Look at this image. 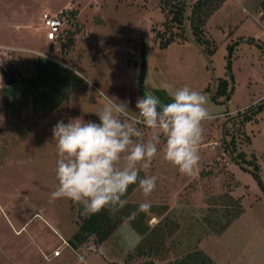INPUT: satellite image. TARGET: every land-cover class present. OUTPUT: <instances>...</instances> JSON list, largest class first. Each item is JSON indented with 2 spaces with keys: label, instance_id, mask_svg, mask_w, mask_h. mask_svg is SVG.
<instances>
[{
  "label": "rangeland",
  "instance_id": "obj_1",
  "mask_svg": "<svg viewBox=\"0 0 264 264\" xmlns=\"http://www.w3.org/2000/svg\"><path fill=\"white\" fill-rule=\"evenodd\" d=\"M178 1L187 6L183 23L178 27L169 23L164 32L168 16L164 0H0V16H13L10 5L16 2L21 3L17 16H29V6L37 2L51 16L68 8L56 13L62 22L58 42L45 46L43 30L36 49L53 52L55 56L44 58L65 68L75 67L83 80L70 102L57 106L56 101L62 102L63 97L52 96L51 85L41 86L34 64L27 67L26 58L20 55L29 53H7L20 59L13 67H18L21 75L27 71L25 77L41 91L33 93L31 100L29 86L19 85L21 91L15 87L16 100L0 99V122L11 117L0 124V264H55L50 253L58 247L60 260L65 261L64 252L73 256L66 264H167L194 246L215 264H264V101L256 103L264 94L260 0H225L203 21L199 35L203 40L196 43L188 23L190 4L195 0L169 3ZM7 19L3 24L12 23ZM41 26L42 19L36 23L37 28ZM21 33L0 25V45L16 43ZM168 33H183L185 38L167 41ZM141 42L146 49V71L139 87ZM30 56L41 57L39 53ZM5 57L6 53L0 52V72L7 70L0 75L1 88L16 73L10 59L3 63ZM221 80L227 84L224 94L216 88ZM165 83L173 89L188 86L202 93L213 118L202 122L200 161L193 175H182L163 160V137L151 166L138 165L140 178L157 177L156 187L146 198L137 185L127 202L138 209L147 202L161 212L158 218L148 215L149 227L165 217L177 224L165 242L164 260L133 254L139 237L127 221L118 225L104 244L97 246L90 237L76 250L71 249L67 240L77 229V205L68 199L50 202L57 187L51 129L61 120L98 122L95 113L106 103V95L116 103L127 102L129 116L137 115L136 101L146 91L171 102L163 89ZM26 111L30 114L25 115ZM141 128L148 139L150 131ZM223 194L238 199L243 212L222 234H207L202 222L207 202Z\"/></svg>",
  "mask_w": 264,
  "mask_h": 264
},
{
  "label": "clouds",
  "instance_id": "obj_2",
  "mask_svg": "<svg viewBox=\"0 0 264 264\" xmlns=\"http://www.w3.org/2000/svg\"><path fill=\"white\" fill-rule=\"evenodd\" d=\"M163 89L171 102L161 103L146 91L136 101L135 116H129L127 102L116 103L106 95V103L95 113L98 122L81 118L58 121L51 129L57 187L50 194V202L71 200L89 216L105 208L124 207L127 201L122 197L133 184L138 183L144 197H149L157 177L140 178L138 165L145 169L151 166L161 137L163 160L180 174L193 175L200 161L202 122L213 118L206 107L207 97L188 86L173 89L165 83ZM139 126L150 131L148 139ZM150 208L147 202L139 205L142 212Z\"/></svg>",
  "mask_w": 264,
  "mask_h": 264
},
{
  "label": "trees",
  "instance_id": "obj_3",
  "mask_svg": "<svg viewBox=\"0 0 264 264\" xmlns=\"http://www.w3.org/2000/svg\"><path fill=\"white\" fill-rule=\"evenodd\" d=\"M163 3L165 7L168 6L166 12V18L164 24V32L169 25V23L178 27L182 25L184 20V12L186 4L178 1L175 4H170L169 0H164ZM225 0H195L190 4L188 23L191 30V35L194 42H201L199 38L201 31V24L214 10H216ZM258 11L261 13V19L264 20V0H260L258 3ZM73 16V14H71ZM169 18L168 21V17ZM182 31V29H181ZM158 34V33H157ZM156 34V35H157ZM166 38L167 41H173V38L180 37L181 40L185 38L183 33L181 34H170ZM72 34H70L71 36ZM157 36H161L158 34ZM202 36V33H201ZM71 45V41L68 40ZM164 45V43H161ZM160 45V46H161ZM211 51V50H209ZM36 68L39 72L38 79L42 81L50 80L51 78H73L77 83L71 82L66 90H73L77 85L82 83L81 79L75 75L69 73L64 68L59 65L50 62L46 59L36 58ZM7 70L1 72V74L6 73ZM12 80V79H11ZM68 82H70L68 80ZM31 84L30 81H28ZM58 83V82H57ZM225 81L217 82V91L219 94H224L226 89ZM31 88L39 92L36 84H32ZM65 90V91H66ZM66 92H64L63 99H66ZM165 103L168 101L166 98L163 99ZM138 185L133 184L128 187L127 193L122 199L127 201L128 196ZM77 205V210L75 212L76 232L67 240V245L76 250L79 246L85 243L90 237L93 239L95 245H99L104 242L120 225L123 221H127L133 232L139 237V241L136 244L133 254L142 258L163 261L167 254V248H165V242L170 238L177 229V224L175 221L165 217L159 220L152 227L147 226L148 215H153L155 217H160L161 212L155 211L154 208H150L148 212L139 211L136 205L127 202L124 207L117 208L115 210H109L105 208L100 212L85 216L83 215V208L81 205ZM160 208V210H162ZM242 208L238 199L232 198L229 194H223L217 198H213L211 202H207L206 213L202 217V222L206 228L207 234L220 235L222 234L231 223L237 220L242 214ZM128 256L127 258H129ZM167 264H215L208 258L203 252H201L195 246L186 254L178 259H174L172 262Z\"/></svg>",
  "mask_w": 264,
  "mask_h": 264
},
{
  "label": "crops",
  "instance_id": "obj_4",
  "mask_svg": "<svg viewBox=\"0 0 264 264\" xmlns=\"http://www.w3.org/2000/svg\"><path fill=\"white\" fill-rule=\"evenodd\" d=\"M35 1V0H34ZM35 5H30L29 7V9H32V11H29V16H17L18 15V13H20L21 11V8H19L20 6H21V3H15V4H13V5H10L11 7H12V9H13V11H10L11 12V14L13 15V16H0V25L2 26V27H7L8 29H11L12 31H18V29L19 30H21L22 31V33H21V36H19L18 37V41L16 42V43H11V44H9V45H0L1 47H3V48H5L7 51H5V53H6V57H5V59H4V61H3V63L5 62V60H7V59H10L11 60V65L12 64H15V65H17V63L18 62H20V59L18 60L17 58H15L14 57V55H12V54H10V53H14V52H16V53H18V52H22V53H29V54H20L21 55V57H25L26 59H25V62L27 63L26 64V66L27 67H29L30 65L29 64H31V66L33 67V64H34V66H35V68H34V70L36 71L37 70V68H36V58L35 59H33L34 58V56H30V54H33V53H39V55L41 56V57H37V58H42V59H46V60H48V61H50V62H53V63H55V64H57V65H59L58 63H56L55 61H53L52 59L50 60L49 58H44L45 56H55V54L53 53V52H47V53H43V52H39V50L38 49H36V44L38 43V37L39 36H41L42 35V38H43V29H42V26H41V29H39V28H37L36 27V23L39 21L40 23H41V16L43 15V14H45L46 13V9H44V8H41V6H40V4H39V2H37V3H34ZM25 9H28V8H25ZM67 9L68 8H61V9H59V10H57V12L56 13H62V12H65V11H67ZM36 10H38V11H36ZM37 12H40V16H34ZM2 13V12H1ZM56 13L54 14V15H52V16H56ZM46 14H48V13H46ZM32 15V16H31ZM49 15V14H48ZM49 16H51V15H49ZM20 17H23V18H20ZM71 17H76V16H71ZM4 18H8L7 20H11L12 21V23H9L8 25H6V24H3V21H4ZM61 33H62V26H61V29H60V35H59V38L61 37ZM70 37H73V35H71ZM58 38V39H59ZM45 39V38H44ZM33 42H35V44L33 45L32 43ZM54 42H56V41H54ZM54 42H48V41H46L45 40V46H47L48 44H52V43H54ZM58 42V41H57ZM46 49H47V47H46ZM48 50V49H47ZM8 52H10L9 54H7ZM13 60H14V62L15 63H13ZM1 61V60H0ZM33 61V62H32ZM29 65V66H28ZM60 66V65H59ZM12 67H13V65H12ZM60 67H62V68H64L65 70H67L69 73H71V74H73V75H75L76 77H78V78H80L81 79V77L78 75V73H77V71H76V69H75V67L74 68H72V67H70V66H68L67 68H65V66H60ZM14 68V67H13ZM27 69H29V68H27ZM26 69V70H27ZM14 71H16V73H15V76H14V78H12V80L10 81V83H6L5 85H4V87L3 88H1L0 87V89H3L2 90V92H1V97L2 98H0L1 100H5V101H7V102H10V101H12V100H16L17 99V96H18V94H16L15 93V87H16V89L18 90V91H21V89H20V86L19 85H26V88L28 89V87L27 86H29V89H30V93H29V89H28V93H27V91H26V93L28 94V98L30 97L31 98V100H33L34 99V94H37L36 93V91L34 90V89H32L31 88V85H32V83L31 84H29L28 83V81H30L31 79L29 78V79H27L26 77H25V75L24 74H26V72H23L22 71V75H21V73L19 72V70H18V67H16V68H14ZM30 71V70H29ZM33 71V70H32ZM37 72H38V70H37ZM24 75V76H23ZM38 75H39V72H38ZM67 77V79H63V78H51L50 77V80L49 79H47L46 81H42L41 79H40V82H41V86H49L50 87V85L52 86V90H51V95L52 96H56L57 97V99L59 98V97H63L64 96V92H66V94L68 93L69 95V97H66V99H63V101L61 102L59 99L56 101V102H58V104L59 105H57V106H60V105H62V103L63 102H70V97L73 95V93H75V91H76V87L73 89V90H66V86L68 87L69 85H70V83L71 82H73V83H77V81L75 80V79H73L72 77L71 78H68V76H66ZM37 79H38V76H37ZM39 80V79H38ZM68 80L70 81V82H68ZM81 81H82V83H83V80L81 79ZM58 82V83H57ZM81 83V84H82ZM80 84V85H81ZM34 85V84H33ZM66 85V86H65ZM78 86V85H77ZM36 87L38 88V90L39 91H41L40 90V87L38 86V85H36ZM43 90V89H42ZM66 90V91H65ZM5 91H10L9 92V94H5ZM12 92H13V94H12ZM34 93V94H33ZM151 93V92H150ZM11 94V95H10ZM5 96V97H4ZM67 96V95H66ZM143 96H141V98H142ZM160 101H161V103H165V101L161 98V99H159ZM30 102L31 101H29V102H27L28 104L26 105V107L29 109V106H31L30 105ZM33 104V103H32ZM34 107V106H33ZM55 108H57V107H55ZM55 110V109H54ZM30 112H31V110H30ZM30 113H28V111H26L25 112V115H29ZM31 114H32V112H31ZM10 115V114H9ZM21 115H22V117H23V115H24V113H21ZM12 116V115H11ZM8 119H11V117H9V118H4L3 120H1V122H0V124H1V126H3L4 125V123L6 122V121H8ZM10 122V121H9ZM5 127V126H4ZM142 127V126H141ZM2 130V129H1ZM105 243V241L104 242H102L101 244H99V245H97V246H100V245H102V244H104ZM64 253H66L65 255H66V258H65V261L63 260V259H59V258H53V259H50V260H53V263H55V264H66L67 263V261H70L71 259H72V254L71 253H67V252H64ZM64 253H62V254H64ZM62 254L60 255V257L62 256Z\"/></svg>",
  "mask_w": 264,
  "mask_h": 264
},
{
  "label": "built area",
  "instance_id": "obj_5",
  "mask_svg": "<svg viewBox=\"0 0 264 264\" xmlns=\"http://www.w3.org/2000/svg\"><path fill=\"white\" fill-rule=\"evenodd\" d=\"M42 24H43V30H44V38L48 42H54L57 41L60 35V29L62 26V22L57 16H49L48 14H43L41 16ZM7 51L5 48L0 46V52ZM3 69L2 64L0 63V71ZM1 75V72H0ZM264 101V94L256 101L263 102ZM60 254V247L54 249L50 253L51 258H56Z\"/></svg>",
  "mask_w": 264,
  "mask_h": 264
},
{
  "label": "water",
  "instance_id": "obj_6",
  "mask_svg": "<svg viewBox=\"0 0 264 264\" xmlns=\"http://www.w3.org/2000/svg\"><path fill=\"white\" fill-rule=\"evenodd\" d=\"M139 63H138V86L141 87L142 86V80L144 78L145 75V71H146V49L143 45V43L141 42L139 44Z\"/></svg>",
  "mask_w": 264,
  "mask_h": 264
}]
</instances>
